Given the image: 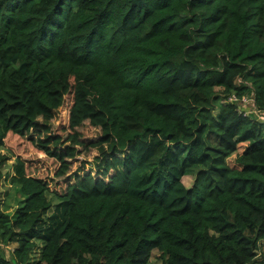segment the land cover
Returning <instances> with one entry per match:
<instances>
[{
    "label": "trees",
    "instance_id": "1",
    "mask_svg": "<svg viewBox=\"0 0 264 264\" xmlns=\"http://www.w3.org/2000/svg\"><path fill=\"white\" fill-rule=\"evenodd\" d=\"M249 96L264 110V0H0V149L26 197L0 210V264H264Z\"/></svg>",
    "mask_w": 264,
    "mask_h": 264
},
{
    "label": "rangeland",
    "instance_id": "2",
    "mask_svg": "<svg viewBox=\"0 0 264 264\" xmlns=\"http://www.w3.org/2000/svg\"><path fill=\"white\" fill-rule=\"evenodd\" d=\"M240 109L245 112L255 113L256 109L253 107L252 96L245 97L243 101L239 103ZM4 158V159H3ZM17 163V157L8 148L4 147L0 149V210L6 213L14 214L19 205L25 200V196L20 192V185L13 181L15 175V165ZM190 179L188 183H190ZM60 201L52 199V206L47 211L46 218H49V222L54 215L59 213ZM1 243V242H0ZM38 246L33 253V259L36 260L40 255V249L44 245L42 238L37 239ZM16 243H9L8 245L0 244V248H4L7 256H10L11 249L16 247ZM259 256L264 257V243L259 251ZM148 264H162V257L159 251H153Z\"/></svg>",
    "mask_w": 264,
    "mask_h": 264
},
{
    "label": "built area",
    "instance_id": "3",
    "mask_svg": "<svg viewBox=\"0 0 264 264\" xmlns=\"http://www.w3.org/2000/svg\"><path fill=\"white\" fill-rule=\"evenodd\" d=\"M244 100V99H243ZM242 100V101H243ZM253 102H254V100H253ZM246 114H250L249 112H245ZM255 114H257V116H259L261 119H264V110H262V111H258L257 109H256V111H255Z\"/></svg>",
    "mask_w": 264,
    "mask_h": 264
}]
</instances>
